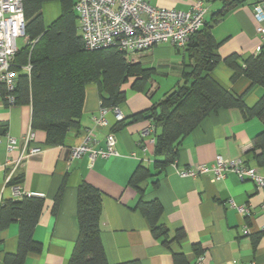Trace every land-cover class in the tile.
<instances>
[{
	"label": "crops",
	"instance_id": "obj_1",
	"mask_svg": "<svg viewBox=\"0 0 264 264\" xmlns=\"http://www.w3.org/2000/svg\"><path fill=\"white\" fill-rule=\"evenodd\" d=\"M148 1L157 7L186 11L196 0ZM203 1L208 8L205 22L212 23L211 33L219 43L217 52L221 59L209 74L222 87L241 95L247 107H252L264 88L252 85L243 74L232 79L233 68L224 62L227 56L237 54L241 64L247 56L258 53V49L264 50V42L256 30L252 0L231 8L216 22L212 19L222 9L223 0ZM55 3L60 14V5ZM46 4L42 6L45 27L59 16L46 21ZM181 49L184 54L180 58ZM127 60L139 64L149 76L143 82L138 76L130 77L120 86L126 97L117 107L124 117L157 104L181 80L183 69L189 64L186 46L179 49L171 43H160L130 54ZM22 65L25 64L14 65L18 74L25 72ZM164 67L170 81L167 79L166 87L158 92L160 85L151 76ZM100 107L97 84L85 83L79 125L67 128L59 144L48 143L43 129L31 128L32 146L39 147L40 151L25 152L10 175L12 162L6 163V160L17 159L22 153L21 137L31 127L32 108L29 103L8 107L0 99V206L5 200L23 195L43 198L32 232L39 248L29 250L23 264H67L79 232L77 191L83 182L101 193L100 240L110 264L130 260L140 264H264V190L250 179H240L234 172L216 180L212 179L211 171L196 175L181 173L199 163L211 166L217 154L241 158L264 171L256 162L257 150L253 144L255 135L264 129L258 117H246L239 108L210 111L182 138L176 161L158 173L153 164L155 131H144L149 120L117 127L112 108L106 107L103 114L106 124L97 125L93 117L100 116ZM87 130L96 139L94 148H105V135L113 132L118 154L96 157L93 161L87 154L71 158L70 148L84 140ZM7 136L17 139L16 147L10 151ZM139 164L151 173L141 184L144 189L141 195L128 184ZM14 173L20 175L16 184L10 181ZM56 197L58 203L54 210ZM140 197L160 202V222L166 227L167 243L152 235L150 223L136 208ZM240 206L246 211L240 212ZM19 226V220H13L0 229V264H8L7 256L17 251ZM178 231H183L184 236L174 239Z\"/></svg>",
	"mask_w": 264,
	"mask_h": 264
},
{
	"label": "trees",
	"instance_id": "obj_2",
	"mask_svg": "<svg viewBox=\"0 0 264 264\" xmlns=\"http://www.w3.org/2000/svg\"><path fill=\"white\" fill-rule=\"evenodd\" d=\"M248 0H223V7L212 22L218 21L228 10ZM256 0H252L251 4ZM58 2L59 16L47 27L44 25L42 6ZM73 0H22L25 33L33 46H21L16 62L31 65L30 72H20L12 94L15 104L29 103L32 108V129H43L50 144L62 142L67 128L77 127L84 98V84L94 82L99 89L102 107L117 106L126 93L120 86L130 77L142 82L149 76L139 64L127 60L125 52L116 47L88 50L84 47L78 28V15ZM211 22H205L192 34L186 51L189 64L184 67L182 78L164 97L147 110L117 119V127L142 119L154 126V169L163 171L177 158V147L182 138L191 132L210 111L218 108H239L244 116H256L264 123V92L252 107H247L241 95L222 87L209 74L221 60L217 52L219 43L211 33ZM231 54L224 62L233 68L232 79L241 74L251 84L264 88V50L243 59ZM6 103V101H5ZM7 104V103H6ZM2 132H5L2 129ZM256 162L264 168V129L253 138ZM246 162V161H245ZM247 163V162H246ZM248 164V163H247ZM249 165V164H248ZM151 176L150 170L139 164L128 179V184L141 195L142 182ZM10 179L16 184L20 175ZM157 186V181L154 182ZM59 195V193H58ZM57 195V197H58ZM54 200L56 209L58 198ZM43 206V198L23 195L5 200L0 206V229L13 220H19L18 246L15 254L7 256L8 264H23L26 253L38 249L32 232ZM136 208L150 223L152 235L167 243V231L160 222L162 206L157 199L139 198ZM102 213L100 191L83 182L77 191L78 237L67 264H110L106 260L100 240V217ZM184 236L183 231L174 239ZM179 259L181 255L177 254ZM176 257V256H175ZM117 264H140L130 260Z\"/></svg>",
	"mask_w": 264,
	"mask_h": 264
},
{
	"label": "built area",
	"instance_id": "obj_3",
	"mask_svg": "<svg viewBox=\"0 0 264 264\" xmlns=\"http://www.w3.org/2000/svg\"><path fill=\"white\" fill-rule=\"evenodd\" d=\"M73 8L78 15V28L86 49L116 47L127 56L149 50L160 43H171L179 49L183 48L190 36L204 24L208 9L203 0L194 1L186 11L174 7H157L148 0H76ZM251 9L256 21V30L264 42V0H256L251 4ZM19 39L23 40L22 45H19ZM34 42L35 40H31L25 33L22 0H0V99L6 101L8 107L15 104L12 92L18 75L14 66L16 57L21 46H32ZM22 66L26 72H30L29 62ZM106 109L101 106L100 116L93 117L97 125L106 124L103 117ZM112 110L116 119L123 118L117 106ZM144 131H154V126L149 122ZM21 140L23 150L20 156L14 160H6V163L12 162L10 175L25 152L33 154L40 151L39 147L32 146L34 132L31 127ZM95 140L91 130H87L84 140L70 148V157L79 158L87 154L93 161L96 157L106 158L118 154L113 132L105 135V148H94ZM16 144L17 139L7 136L8 151L13 150ZM209 171L215 180L223 178L228 172H234L240 179H250L257 188L264 190V171L248 165L238 157L217 154L211 166L199 163L181 173L196 175ZM238 210L246 211L243 206L238 207Z\"/></svg>",
	"mask_w": 264,
	"mask_h": 264
},
{
	"label": "rangeland",
	"instance_id": "obj_4",
	"mask_svg": "<svg viewBox=\"0 0 264 264\" xmlns=\"http://www.w3.org/2000/svg\"><path fill=\"white\" fill-rule=\"evenodd\" d=\"M73 1L75 2L76 0H73ZM48 7H50V8L48 9ZM163 8H166V7H163ZM44 10H45L46 21L50 20V18L54 19L57 16V14H59V6L55 2L47 3L44 6ZM22 44H23V40L19 39V45H22ZM33 44H32V46H33ZM26 46H31V45H26ZM24 47H25V45H24ZM183 54H184V51L181 49L180 52L178 53V55L181 58V56ZM164 60L166 61V57ZM28 61L29 60H27L26 63H28ZM151 79H154L158 83V85H160L158 92L159 91L161 92L166 87V80L168 79L170 81V76L169 75L166 76V67H164V68H160V70H158L157 73L153 74L151 76Z\"/></svg>",
	"mask_w": 264,
	"mask_h": 264
}]
</instances>
